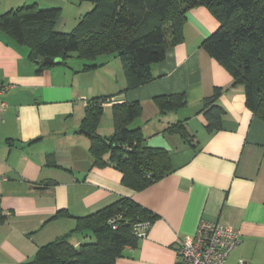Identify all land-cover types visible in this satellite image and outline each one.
<instances>
[{
  "label": "crops",
  "instance_id": "1",
  "mask_svg": "<svg viewBox=\"0 0 264 264\" xmlns=\"http://www.w3.org/2000/svg\"><path fill=\"white\" fill-rule=\"evenodd\" d=\"M32 4L52 7L40 0H0V15ZM79 4L83 9L72 14V29L91 10ZM63 21L58 18L54 31L60 33ZM217 28L207 9H191L182 42L152 66L153 80L129 90L119 57H98L100 66L83 71V62L73 55L38 72L29 46L0 29V82L6 88L0 123V210L6 217L0 222V264L31 261L38 248L69 233L75 218L123 198L156 219L115 264H178L179 241L192 237L202 221L240 233L225 264H264V122L246 107L244 87L233 85L201 47ZM216 89L222 114L219 129L208 131L202 105ZM175 94L184 96L185 106L162 114L154 99ZM106 97L97 134L113 133V105L139 102L141 114L130 128L141 130L143 146L168 153L171 171L142 191L125 187L115 168L93 165L81 121L88 100ZM179 123L186 139L167 132ZM60 211L68 216L54 219Z\"/></svg>",
  "mask_w": 264,
  "mask_h": 264
},
{
  "label": "trees",
  "instance_id": "2",
  "mask_svg": "<svg viewBox=\"0 0 264 264\" xmlns=\"http://www.w3.org/2000/svg\"><path fill=\"white\" fill-rule=\"evenodd\" d=\"M92 4L70 33L54 31L60 9L20 6L0 15V29L18 44L29 46L38 72L45 58L62 63L75 55L83 71L100 66L98 57H119L125 90L153 80L152 66L163 61L166 50L182 42L187 13L207 9L218 28L201 44L202 49L232 79L242 85L246 107L264 122V0H82ZM219 89L203 101L207 130H218L222 109L215 103ZM106 98H93L85 105L81 130L89 138V153L96 167H112L121 173L122 184L142 191L171 171L164 149L143 146L141 130L130 124L141 114L139 102L113 105V133L97 134ZM162 114L185 106L181 94L154 99ZM169 133L188 134L181 123ZM63 215L58 212L53 218ZM4 214L0 210V222ZM156 215L129 198L75 218L66 235L38 248L31 261L21 264H115L126 247H135L139 226L147 227ZM147 231V229H146Z\"/></svg>",
  "mask_w": 264,
  "mask_h": 264
},
{
  "label": "built area",
  "instance_id": "3",
  "mask_svg": "<svg viewBox=\"0 0 264 264\" xmlns=\"http://www.w3.org/2000/svg\"><path fill=\"white\" fill-rule=\"evenodd\" d=\"M6 88L0 82V123L5 103L1 96ZM145 226H139L137 236L143 237ZM240 233L220 222L202 221L192 237H184L176 247L178 264H225L227 257L240 243ZM236 264H246L240 260Z\"/></svg>",
  "mask_w": 264,
  "mask_h": 264
},
{
  "label": "rangeland",
  "instance_id": "4",
  "mask_svg": "<svg viewBox=\"0 0 264 264\" xmlns=\"http://www.w3.org/2000/svg\"><path fill=\"white\" fill-rule=\"evenodd\" d=\"M42 4H49V6L52 5V7L48 8H58L60 9V19L64 18L65 21L61 22L60 25L58 26L59 29L61 30L60 33H70L72 31V26L70 25V22L72 20V14L77 11V8L79 7L80 9H83V7H80L79 3H82L81 5H88V7L91 9L92 4L85 1L83 2L82 0H40ZM74 3L75 6H72ZM89 8H86V10H90ZM86 12V11H85ZM66 26H64V24ZM64 27V28H63ZM120 59V58H119ZM120 63V60H119ZM102 125H105V122H102Z\"/></svg>",
  "mask_w": 264,
  "mask_h": 264
},
{
  "label": "water",
  "instance_id": "5",
  "mask_svg": "<svg viewBox=\"0 0 264 264\" xmlns=\"http://www.w3.org/2000/svg\"><path fill=\"white\" fill-rule=\"evenodd\" d=\"M43 65H52V64H57L59 63V60L57 59H51V58H45L43 61H42Z\"/></svg>",
  "mask_w": 264,
  "mask_h": 264
}]
</instances>
